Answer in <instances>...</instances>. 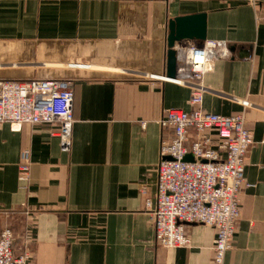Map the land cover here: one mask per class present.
Instances as JSON below:
<instances>
[{
    "label": "crops",
    "instance_id": "obj_1",
    "mask_svg": "<svg viewBox=\"0 0 264 264\" xmlns=\"http://www.w3.org/2000/svg\"><path fill=\"white\" fill-rule=\"evenodd\" d=\"M199 14L206 41L227 46L203 108L232 116L246 103L254 141L224 264H264V0H0V80L73 81L69 152L55 127L0 125V231L16 252L31 240V264H211L214 229L191 225L189 249L161 248L143 194L154 206L163 110H190L189 90L161 79L166 23Z\"/></svg>",
    "mask_w": 264,
    "mask_h": 264
},
{
    "label": "built area",
    "instance_id": "obj_2",
    "mask_svg": "<svg viewBox=\"0 0 264 264\" xmlns=\"http://www.w3.org/2000/svg\"><path fill=\"white\" fill-rule=\"evenodd\" d=\"M224 42L181 41L174 45L175 79L167 80L189 90V111L163 110L156 192H144V204L154 229L155 243L164 249H189L191 225L213 228L211 264H224L240 220V196L250 188L244 178L245 158L253 145L243 110L232 116L208 113L203 108L206 74ZM140 79L149 78L147 75ZM153 78V77H150ZM73 81L64 79L27 82L0 80V125L50 126L62 152H69L73 125ZM190 156L192 161H184ZM31 153L21 152L17 179L30 186ZM29 213V212H28ZM18 252L10 227L0 231V264H31V240L22 239Z\"/></svg>",
    "mask_w": 264,
    "mask_h": 264
},
{
    "label": "water",
    "instance_id": "obj_3",
    "mask_svg": "<svg viewBox=\"0 0 264 264\" xmlns=\"http://www.w3.org/2000/svg\"><path fill=\"white\" fill-rule=\"evenodd\" d=\"M206 41V15L177 17L166 23V79H175L176 58L174 45L181 41ZM184 161H192L186 156Z\"/></svg>",
    "mask_w": 264,
    "mask_h": 264
}]
</instances>
